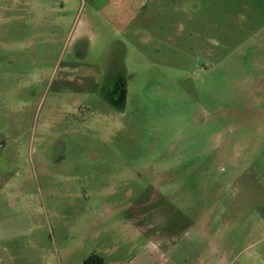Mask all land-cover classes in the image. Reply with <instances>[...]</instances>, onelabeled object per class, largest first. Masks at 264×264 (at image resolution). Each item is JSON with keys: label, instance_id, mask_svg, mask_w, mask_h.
Instances as JSON below:
<instances>
[{"label": "rangeland", "instance_id": "1", "mask_svg": "<svg viewBox=\"0 0 264 264\" xmlns=\"http://www.w3.org/2000/svg\"><path fill=\"white\" fill-rule=\"evenodd\" d=\"M93 253L264 264V0H0V264Z\"/></svg>", "mask_w": 264, "mask_h": 264}, {"label": "flooded vegetation", "instance_id": "2", "mask_svg": "<svg viewBox=\"0 0 264 264\" xmlns=\"http://www.w3.org/2000/svg\"><path fill=\"white\" fill-rule=\"evenodd\" d=\"M121 81L117 78L111 85L105 86L104 90L108 94V100L115 106H121L124 103L125 90L120 88Z\"/></svg>", "mask_w": 264, "mask_h": 264}, {"label": "trees", "instance_id": "3", "mask_svg": "<svg viewBox=\"0 0 264 264\" xmlns=\"http://www.w3.org/2000/svg\"><path fill=\"white\" fill-rule=\"evenodd\" d=\"M82 264H105V261L100 255L93 253L88 256Z\"/></svg>", "mask_w": 264, "mask_h": 264}]
</instances>
